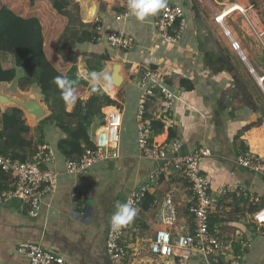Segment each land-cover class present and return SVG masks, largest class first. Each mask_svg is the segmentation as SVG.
<instances>
[{
    "label": "crops",
    "instance_id": "0c3cea01",
    "mask_svg": "<svg viewBox=\"0 0 264 264\" xmlns=\"http://www.w3.org/2000/svg\"><path fill=\"white\" fill-rule=\"evenodd\" d=\"M74 1L79 5L83 21H87L89 6L85 2L86 0ZM103 1L105 4L103 8L99 1L95 12L98 25L102 26L103 30L120 31L129 35L133 39V47L126 52L111 48L99 35L95 42H83L84 46L80 45L77 49L88 54L107 53L109 60L122 61L125 68L126 66L131 68L129 73L125 69L126 76L120 103L132 105V109L126 111V105L124 109H120L116 105L121 110L123 117L118 145L119 156L101 162L89 171L75 175L62 173V163L55 161V167L61 173L58 177L56 190L53 194L43 198L40 214L36 218L29 216L16 201L6 207H1L0 264H29L25 258L15 252L19 244L28 242L40 244L43 248L62 256L66 264H111L106 253V234L110 226V217L115 211L117 203H123L130 190L142 184L156 167L155 162L149 161L140 154L136 144L135 115L138 97L136 78L143 69H151L150 65H154L155 68L152 70L158 72L167 81L182 76L194 84L193 90H186L177 83H167L165 80L168 89L174 96L173 108L167 121L176 130V138L180 141L183 153L199 147L210 149L211 155L200 161V170L210 180L212 194H216L219 189H224L226 192L236 191L238 209L242 210L249 219L246 221V217H242L232 222L221 219L224 217L223 211L221 207L217 208V206L226 196L225 192L219 196L217 206L210 215V224L212 223L214 231L226 240L243 236L251 242V247L243 253L241 264H264V236H258L251 229L252 225L249 222L254 211L252 213L245 211L239 199L241 196L246 197L252 194L254 189L260 191L258 185L262 186L260 184L261 177L243 170L235 163L236 157L251 151L248 138L251 133L257 130V127L247 126L255 122L260 114L256 108L257 103L251 96H248L244 102L252 100L255 104L254 109L243 103L236 108L231 104L230 106L224 104L225 107L222 111L217 110V102L220 100L222 92L231 87L234 88L237 82L233 80L226 69L214 72L207 64V55L215 59L219 54H215V48L212 47L211 40L214 36L211 33L207 34V31L202 27L205 25L206 19H203V22H198L200 18L194 19L192 0H183L184 4L180 3L182 0H168V3L185 6V15L189 16L186 19L187 22L180 40L170 42L157 35L154 22L158 14L146 18L142 22L133 16L125 21H115L113 16L121 10L122 1ZM224 2L227 0L222 3ZM82 4H85L86 7L83 8ZM215 24L220 27L218 23L215 22ZM202 28L203 30H201ZM231 31L233 32V30ZM233 34L239 42L237 34L234 32ZM221 37L218 38V42L226 50L224 56L228 55L230 62H234L233 57L237 55L236 52L230 47L223 34ZM240 48L244 56L240 60L259 85V77L255 76L257 72L252 62L249 61L252 58L247 59L246 51L241 44ZM109 60L103 61L107 64L105 69L109 64H112ZM8 61L9 59L3 62L1 59L4 68H14L16 74L19 71L24 73L22 68L14 66L13 59ZM67 69L61 72L65 73ZM83 70L87 74L88 70L84 67ZM92 73L90 72V74ZM262 80L264 81V76ZM4 84L7 82H0V87H4ZM34 85L38 90L37 85ZM104 89L112 99H117L116 92L111 91L109 94V87H104ZM37 90H35L36 93H38ZM78 95L84 101L90 97V93L86 90ZM160 107L157 99L149 100L146 106L148 118L159 115ZM72 109L73 107L71 109L66 107L68 112ZM125 111L129 113L126 126L124 125ZM98 127L92 132L88 129L91 139ZM31 129L33 128L30 127V137L34 133ZM157 135L160 137L158 140H162L163 137ZM37 136L40 137V131ZM36 139L37 137L30 138L33 142ZM155 141L158 142L157 138ZM162 186H165L166 189L168 187V189L163 191ZM181 186L183 189H180ZM229 187L235 189L229 190ZM258 194L256 195L259 196ZM148 195L153 199L149 208L141 213L139 223L152 230V236L158 227V209L167 196L171 198L177 212L176 221L170 226L172 233L181 234L192 229V218L188 213L191 191L186 181L178 173L171 169L167 170L159 177L157 184ZM263 203L264 200L261 204ZM135 223L133 222L131 227H138L139 224L135 225ZM225 225L233 227L229 237H224L220 233L221 227ZM235 249L239 252V246H236ZM150 259L156 263L161 261L163 264H174L170 260L155 257L151 253ZM139 262L140 259L132 260L128 256V264H140ZM187 264H199V261L194 258Z\"/></svg>",
    "mask_w": 264,
    "mask_h": 264
},
{
    "label": "built area",
    "instance_id": "2783aa9c",
    "mask_svg": "<svg viewBox=\"0 0 264 264\" xmlns=\"http://www.w3.org/2000/svg\"><path fill=\"white\" fill-rule=\"evenodd\" d=\"M121 1V10L113 16L115 21H125L132 17L127 9V0ZM239 11L245 13V7L244 11L241 9ZM224 12L225 9L214 17V21L220 25L230 47L244 58L233 32L224 25V19L229 15H224ZM94 19L98 22L96 17ZM154 23L157 35L167 41L177 42L184 30V6L168 3L167 7L158 13ZM96 32L114 49L126 52L133 47L132 37L124 32L103 30L100 25H97ZM78 75L84 79L85 70H78ZM136 86L138 90L135 115L136 144L140 154L155 162L156 167L148 174L146 180L130 190L123 200V203L132 202L137 208V215L133 221L118 233L113 232L111 226L107 231L106 253L110 263L128 264L126 229L131 228L133 222H136L135 225L139 224L145 196L157 184L159 177L171 169L186 181L191 191L188 213L192 218V229L186 233H172L170 226L176 221L177 212L171 198L167 196L158 209V227L150 239L148 251L155 257L170 260L174 264H187L194 258L198 259L199 264H241L243 253L251 247V242L243 236L226 240L220 237L210 224V215L217 206L218 198L226 192L219 189L216 194H212L210 180L200 170V161L211 155L210 149L199 147L183 153L180 141L176 137L161 144L156 142L155 137H152V118L145 117L146 103L151 99H157L161 106L160 112L153 118L171 126L167 120L173 108L174 96L163 76L152 69L142 70L136 78ZM101 110L104 121L94 133L92 146L85 148L81 156L66 159L62 173L71 175L82 173L101 162L119 156L122 112L116 105L102 107ZM235 163L255 175L264 177V163L254 155L249 153L240 155ZM0 170L8 179L7 189L0 192V208L16 201L31 217L38 215L43 198L55 192L61 174L55 167V157L47 143L38 144L35 152L24 161L0 154ZM249 201L257 206L250 217L251 229L258 236H264V203L261 204V198L252 194L249 195ZM236 246H239V252L236 251ZM15 252L29 264H66L62 256L37 243L19 244Z\"/></svg>",
    "mask_w": 264,
    "mask_h": 264
},
{
    "label": "trees",
    "instance_id": "16d2710c",
    "mask_svg": "<svg viewBox=\"0 0 264 264\" xmlns=\"http://www.w3.org/2000/svg\"><path fill=\"white\" fill-rule=\"evenodd\" d=\"M35 1L37 0H30L31 3ZM70 4H72L76 10H79L78 3L73 0H52L53 9L62 16L68 15V7ZM79 22L82 28L79 36L76 38L77 42H95L99 37L96 32L98 22L95 21L92 23L90 30L86 29L84 26L87 23L82 20ZM71 45L72 44L68 42H63L59 48L64 60L71 62L66 72L63 73L59 71L46 56L43 28L40 20L36 16L23 17L4 5L0 6V53L10 54L11 57H13L14 66L24 69L26 76L19 81V88L25 90L28 84L31 85L35 83L40 93L43 95V99L49 110V114L39 120L40 137L37 142H33L26 138V135L30 131V127L22 118L21 109L11 107L9 110L1 112L0 154L10 155L12 158L24 161L35 152L38 144L47 143L52 149L55 161L62 163L61 166L63 170V163L66 159H75L82 155L85 148L92 146V139L88 133L91 119L101 114L102 107L116 105L117 103L109 97L102 88H100L99 91L92 92L89 87V82L78 75L76 61L81 53ZM89 55L94 58V61L89 63L86 62V69L90 72H101L104 68L103 61L109 60L108 54ZM206 60L212 71L219 72L222 71V69H226L231 74L233 80L238 82L236 69L230 62V57L228 55L217 56L215 59L207 55ZM150 68L154 69L155 66L150 65ZM56 76H67L77 80V92L86 90L90 93V97L85 101L81 99L78 100L70 112L66 111L67 106L61 100L60 91L53 83V78ZM14 77L15 69L4 68L0 59V82H10ZM164 80L166 79L164 78ZM167 83H177L186 90L194 89V84L189 79L182 76L167 81ZM244 103L245 105H249L252 109L255 108V104L252 100ZM147 104L148 102L146 106ZM216 107L218 111H222L225 105L222 100H218ZM145 117L148 118L147 109L145 110ZM253 124L254 123H251L247 127ZM151 127L152 137L157 138L160 144L168 142L177 135L173 127L167 126L154 118L151 120ZM157 134L163 137L162 140H158L160 137ZM153 165L152 163V167ZM235 166L237 165L235 164ZM242 169L248 171L247 169ZM7 183V176L0 170V192L7 189ZM260 184L262 185H258L260 191L254 189L252 194L256 195L259 193V197L264 200V177L260 178ZM249 192L251 193V191ZM148 194L143 201V210L149 208V204L153 199ZM248 196L249 195L246 197L241 196L239 199L240 203L243 205V209L248 213H252L256 205L249 202ZM39 214L40 213H38L36 217H38Z\"/></svg>",
    "mask_w": 264,
    "mask_h": 264
},
{
    "label": "rangeland",
    "instance_id": "374dc122",
    "mask_svg": "<svg viewBox=\"0 0 264 264\" xmlns=\"http://www.w3.org/2000/svg\"><path fill=\"white\" fill-rule=\"evenodd\" d=\"M96 1H100V6L101 8H103V6L105 5L104 1ZM223 1L225 0H192L194 19L196 17L200 18L198 19V22H203V19L207 20H205V25L202 27H204V29L207 31V34L211 33L212 36H214L211 41L213 42L212 47L215 48V54H219L218 56H224L226 50L218 42V38H222L221 28L217 24H215L214 17L221 13L223 9H225L224 15H229L225 17L224 25L233 30L235 34H237L240 42L239 44H241L242 48L246 51L245 54L247 56V59L249 60L252 58L249 61L252 62V65L257 72L255 76L259 77V85L244 67L243 62L240 60L241 57L239 55H235L233 57L234 62H231L235 66L238 82L235 83L234 88L231 87L230 89L223 91L220 100L223 101V104H226L228 106H230L231 104L232 107L236 108L238 105L243 104L248 96H251L252 99L254 98L253 100L257 103L256 108L260 115L258 119L253 122L254 124L252 126L257 127V130L251 133L248 138L250 141L251 151H247V153L254 155L255 158L261 160V162L264 163V81L262 80V77L264 76V0H227V2L222 3ZM85 2L89 6L91 0H86ZM180 3L184 4L183 0ZM1 5L10 8L16 14H19L23 17L36 16L40 20L43 28L44 49L46 56L59 71H64L71 64V62L65 61L62 57V54L59 51L61 44L63 42H68L69 44H72L71 46L76 49L80 45L84 46V44L78 43L76 40L82 28V25H80L79 21H83V19L81 17L80 9L76 10L72 4H70V6L68 7L69 13L67 16H62L53 9L52 0H37L33 3H31L30 0H0V6ZM243 6L245 7V13L238 10L241 9L242 11H244ZM82 7L85 8V4H82ZM204 15L205 17H203ZM188 18L189 16L186 14L184 27L187 22L186 19ZM83 22L87 23V27L86 25H84L85 28L90 30L91 24L95 22V19H87V21ZM201 30H203V28ZM82 48L84 50V47ZM80 53L81 54L78 56L76 61L77 72L78 70H83V67L86 68V62L89 63L94 61V58L87 52L82 51ZM0 57L3 62H6L7 59H9V61L12 60L10 59V54L7 53H0ZM109 61H111L110 63L116 62L122 64L121 73L124 76V79L126 76L125 69L128 71V73L131 72V68L129 66H126L125 68L122 61L113 59ZM103 63L104 67H106L107 64H105V62ZM109 71L110 64L108 65L107 69L103 68V70L99 72L101 76L106 77V80H101L102 90L108 95L104 87H109V94L111 91L117 93V99L113 98V100L116 101V105L120 109H124L125 105L126 111L132 109V105L120 103V98L122 96V90L124 86V79L120 86L110 85V82L108 80ZM25 76V73H21V71L17 72V74L15 72V77L13 78V80L3 85L5 90L10 92L11 94H16L18 96H26L30 94V92H34L35 90H37L36 86L34 85L35 83H32L31 85L28 84L25 90H21L19 88L18 83ZM90 76V72L87 71V74L85 76L86 79L84 78V80L90 82ZM37 92L38 100L46 109L47 116L49 114L48 106L44 101L43 95L40 93L39 89L37 90ZM82 92L83 91L78 93ZM108 96L111 97L110 95ZM9 108H11V106H4L0 104V113L4 110H9ZM21 111L22 118L24 119L25 123L29 127L33 128L31 129V131H34L31 137L29 131V133L26 135V138L32 139L34 137H37V139L35 140V142H37L39 140V137L37 135L40 131L39 121L31 120L29 118V115L24 110L21 109ZM128 118L129 113L126 112L124 115L125 126L127 124ZM103 121L104 114L101 111L100 115H97L91 119V124L88 129H90V131L92 132V130L103 124ZM162 188L163 191H166L168 189V187L166 189L165 186H162ZM180 189H183V187L181 186ZM235 192H226V196L217 206V208L221 207V210L223 211L224 217L221 219L226 220L227 222L236 221L237 219L246 217V214H244L242 210L238 209V206L236 204L238 197L235 195ZM245 220L248 221L249 219L246 217ZM232 229L233 227H231L230 225H225L221 227L220 233L224 237H229L228 235L232 232ZM151 236L152 230H150L146 226L141 225L140 223L138 227L133 226L130 229H126L125 245L127 246L126 249L128 251V256L131 257L132 260L134 258L140 259V264L159 263H156L155 261H152L150 259V253L148 252V245L150 243V240L148 239H150ZM144 255H146L147 257H143ZM159 264L163 263H161L160 261Z\"/></svg>",
    "mask_w": 264,
    "mask_h": 264
},
{
    "label": "clouds",
    "instance_id": "9594fccd",
    "mask_svg": "<svg viewBox=\"0 0 264 264\" xmlns=\"http://www.w3.org/2000/svg\"><path fill=\"white\" fill-rule=\"evenodd\" d=\"M168 0H127V9L129 14L138 21H144L146 18L157 15L162 9L167 7ZM106 77L93 72L90 76L89 87L92 92L99 91L101 80ZM53 83L60 91V98L63 103L71 109L78 100L82 99L77 93V80L67 76H56ZM137 215V208L132 202L117 203L115 211L110 217V226L113 232L118 233L126 227Z\"/></svg>",
    "mask_w": 264,
    "mask_h": 264
},
{
    "label": "water",
    "instance_id": "95a60500",
    "mask_svg": "<svg viewBox=\"0 0 264 264\" xmlns=\"http://www.w3.org/2000/svg\"><path fill=\"white\" fill-rule=\"evenodd\" d=\"M98 6L96 0H91L89 5V10L87 17L88 19L95 18V12ZM122 64L113 62L110 65V71L108 75V80L110 84L114 86H120L123 82L124 76L121 73ZM0 104L4 106L17 107L24 110L28 115L32 117L33 120L39 121L46 117V109L38 100L37 93L30 92L26 96H18L16 94H11L6 91L4 87H0Z\"/></svg>",
    "mask_w": 264,
    "mask_h": 264
},
{
    "label": "bare ground",
    "instance_id": "6f19581e",
    "mask_svg": "<svg viewBox=\"0 0 264 264\" xmlns=\"http://www.w3.org/2000/svg\"><path fill=\"white\" fill-rule=\"evenodd\" d=\"M238 10H240V9H238ZM111 85H112V84H111ZM112 86H113V85H112ZM29 118H30L31 120H33L32 117H31L30 115H29Z\"/></svg>",
    "mask_w": 264,
    "mask_h": 264
}]
</instances>
